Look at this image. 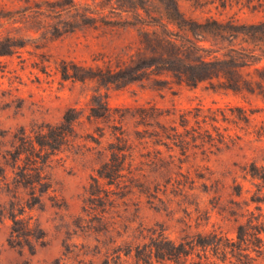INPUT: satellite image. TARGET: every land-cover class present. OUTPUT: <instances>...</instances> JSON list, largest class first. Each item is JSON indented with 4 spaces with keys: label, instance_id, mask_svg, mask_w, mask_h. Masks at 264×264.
I'll return each instance as SVG.
<instances>
[{
    "label": "rangeland",
    "instance_id": "obj_1",
    "mask_svg": "<svg viewBox=\"0 0 264 264\" xmlns=\"http://www.w3.org/2000/svg\"><path fill=\"white\" fill-rule=\"evenodd\" d=\"M135 3L142 8L114 0H0V51H9L0 55V264H175L153 256L144 262L135 255L136 245L148 243L160 227L174 240L210 230L234 237V203L252 195L263 197L264 214V182L248 174L251 163L264 166V99L256 91L221 88L216 80L214 86L176 84L166 72L155 74L153 66L145 70L146 78L120 87L62 78V61L114 65L142 52L150 55L152 47L141 42V32L160 30L163 4ZM177 3L187 18L198 22H264V0ZM196 37L210 57L248 48L259 61L242 69L244 77L259 80L264 74V69L253 70L264 68V34L212 31ZM154 78L165 82L154 85ZM96 93L106 96L112 111L108 119L89 117ZM153 105L162 111L160 124L176 128L188 142L187 152L169 139L153 141L149 133L161 128L152 118L143 121L138 111L151 112ZM69 108L78 118L65 143L41 165L44 184L19 183L13 159L21 139L34 137L46 124L60 123ZM183 113L189 115L186 125ZM203 115L209 116L205 122ZM120 131L134 147V176H126L128 186H136L117 192L110 203L91 195L89 184L107 158L113 134ZM154 179L161 188L169 180L162 201L140 191L139 185L150 182L155 194ZM176 180L192 187L191 196L172 191ZM254 206L249 202V210ZM12 216L19 220L16 229L28 225L32 235L13 232ZM258 264H264V243Z\"/></svg>",
    "mask_w": 264,
    "mask_h": 264
},
{
    "label": "trees",
    "instance_id": "obj_2",
    "mask_svg": "<svg viewBox=\"0 0 264 264\" xmlns=\"http://www.w3.org/2000/svg\"><path fill=\"white\" fill-rule=\"evenodd\" d=\"M111 1V0H108ZM125 1L135 4L134 8H142L135 3L136 0H114ZM163 4V16L165 21H159L157 25L160 30L142 31L141 42L149 43L152 47L150 55L144 52L131 56L127 62L117 61L114 65L106 63L103 65L86 66L74 63L72 61L61 62V76L63 79L74 80H94L100 85H114L117 87L124 86L130 82L141 80L145 77V70L153 66L155 74L163 72L169 74L170 78L176 84H185L189 87H195L202 82L217 81L221 88L231 89L233 91H255L264 99V74L260 75L259 80L255 77H244L242 69L254 66L259 59L255 57L253 51L244 48L242 51L229 48L222 55L210 57L208 49L204 47L198 39L199 33H210L212 31L223 34L232 32V34H242L249 37H256L258 34H264V22L258 24H224L216 20H206L198 22L187 18L179 9L177 0H159ZM233 36V35H232ZM232 38L229 39L232 41ZM9 51H0V55ZM264 68L255 66V72H261ZM261 79V80H260ZM154 85H162L165 80L153 79ZM89 107V117L108 119L111 116V108L107 104L106 96L96 93L91 97ZM151 112H146L147 108H139V116L143 121L153 119V124L161 128V131L153 129L154 142L169 139L172 142H178V146L184 152L189 149L188 142L176 128H166L161 125L158 118L162 115L160 108L155 105L149 107ZM200 115H193L198 118ZM78 118L74 108H69L63 115L62 121L58 124H46L45 129L39 131L34 137L21 139L17 152L14 156V165L17 169L15 175L18 181L24 185L34 187L35 183L41 182V165L44 164L49 155L58 150L66 141L67 137L73 131V122ZM183 125L189 122L188 113L181 115ZM208 115L202 116L205 122ZM214 120V117H210ZM114 140L108 143L107 158L102 161L96 169V174L91 177L89 192L94 197H103L110 203L117 198V192L128 186L127 173L130 178L134 176L132 157L134 147L125 135L124 131L114 133ZM24 157L22 158V156ZM22 161L23 165L19 162ZM40 163V165H39ZM127 171V172H125ZM248 174L252 178L260 179L264 182V166H258L251 163ZM37 179H34V178ZM171 175H169V180ZM101 180L105 181L107 188L101 186ZM167 180V179H166ZM169 180L162 184L158 179H154V193L150 190L149 183L139 185L143 187L140 191L150 196L156 197L162 201V196L168 194ZM131 183V182H130ZM172 191L175 194L189 197V190L192 187L182 182L175 181L171 183ZM47 188V185L44 186ZM113 187V188H112ZM146 187L149 189L146 190ZM145 190V191H144ZM43 191V190H42ZM235 195L241 194V186L235 185ZM119 197V196H118ZM249 202L255 203L254 209L249 210ZM263 197L252 195L249 201L234 203L231 214L237 222L236 233L234 237H228L221 231H196L195 233H185L179 240L169 238L165 233V228L160 227L154 237L149 238L148 243L137 244L135 255L137 258L147 262V256L157 260H169L175 264H258L264 243V214L260 203ZM244 206L246 208H244ZM13 226L12 231L18 236L32 235L31 228L23 225L22 228L16 229L19 220L15 216L11 217ZM189 228V225H186ZM185 230V229H184ZM149 254V255H148Z\"/></svg>",
    "mask_w": 264,
    "mask_h": 264
}]
</instances>
